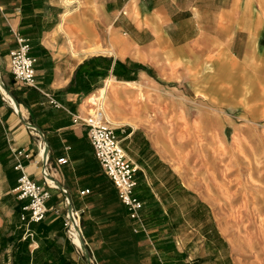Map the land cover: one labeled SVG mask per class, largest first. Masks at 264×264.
I'll return each mask as SVG.
<instances>
[{
    "label": "crops",
    "instance_id": "obj_1",
    "mask_svg": "<svg viewBox=\"0 0 264 264\" xmlns=\"http://www.w3.org/2000/svg\"><path fill=\"white\" fill-rule=\"evenodd\" d=\"M0 7L2 50L9 54L20 35L37 58L36 87L16 81L9 62L1 77L0 198L7 208L0 229L7 217L22 226L17 255L26 264L68 259L67 242L54 237L59 210L68 212L59 189H51L43 220L22 219L29 199L18 196L16 166L21 161L40 183L43 168L22 112L43 132L52 180L67 189L85 220L86 244L98 254L134 245L153 246L152 256H237L199 149L236 129L227 122L243 114V70L264 68V0H0ZM100 97L137 166L143 226L120 202L92 146L86 121ZM196 243L208 253L197 254ZM46 245L44 257L35 256Z\"/></svg>",
    "mask_w": 264,
    "mask_h": 264
},
{
    "label": "rangeland",
    "instance_id": "obj_2",
    "mask_svg": "<svg viewBox=\"0 0 264 264\" xmlns=\"http://www.w3.org/2000/svg\"><path fill=\"white\" fill-rule=\"evenodd\" d=\"M5 41L1 36L0 74L3 80L10 56V53L2 50L1 45ZM256 79L258 84L254 83ZM242 80L243 114L227 122L235 125L236 129L226 133L224 142L219 141L211 146L207 144L209 147L199 149V154H204V159L208 160L204 166L206 172L217 181V186L214 184L218 191L216 195H219L216 214L232 242L230 250H235L237 256H152L155 250L153 246L138 250L134 245L112 246L116 253L107 255L98 254L95 246L86 244L91 254V264H264V68L243 70ZM226 103L231 106L229 101ZM198 155L196 153V161L199 160ZM6 208L4 200L0 198V210ZM75 211L85 240V220L78 210ZM59 212L61 215L53 222L57 223L54 237L67 242L65 256L68 259L63 264H89L84 251L78 249L69 237L65 207ZM5 219L4 227L0 229V264H26L23 256L17 255L14 250L18 242H22V226L15 224L14 219L11 222L10 218ZM51 246L52 242L49 244L50 253L53 251ZM49 247L35 248V256L43 258ZM195 248L197 254L209 251L202 243H196ZM102 252H105V248ZM72 260L74 263H71Z\"/></svg>",
    "mask_w": 264,
    "mask_h": 264
},
{
    "label": "built area",
    "instance_id": "obj_3",
    "mask_svg": "<svg viewBox=\"0 0 264 264\" xmlns=\"http://www.w3.org/2000/svg\"><path fill=\"white\" fill-rule=\"evenodd\" d=\"M16 41L18 44L17 47L10 51L9 70L16 81L36 87L35 66L37 58L30 53V44L26 38L17 35ZM53 101L57 104L55 100ZM86 122L89 126V137L95 154L105 173L117 188L120 201L126 206L130 217L143 226L140 215V209L142 208L143 203L134 194L137 185L135 177L137 166L127 157L126 151L118 137L116 128L110 124L106 117L103 97L95 100V109ZM27 127L38 139V153L41 154L43 150V154L41 155L43 162L41 175L44 181L42 183L35 181L29 174H27L21 161H19L16 166L17 169L22 170V173L18 178V196L20 198L29 199L28 205L24 208L28 211V214H23L22 219L31 223L39 222L45 218L49 210L47 201L52 196V188L60 190L67 205L68 198L66 194L68 191L65 188H60L58 185L52 186L50 182V180H52L50 179L51 174L47 168L49 157L46 152L47 143L44 134H41L33 127ZM21 153L22 152H19V155ZM58 161L59 163H65L67 159L62 157ZM89 192L90 189L81 191L82 194ZM73 215L74 218H78V213L75 209H73ZM67 218L69 223V220H72L69 211L67 212Z\"/></svg>",
    "mask_w": 264,
    "mask_h": 264
},
{
    "label": "water",
    "instance_id": "obj_4",
    "mask_svg": "<svg viewBox=\"0 0 264 264\" xmlns=\"http://www.w3.org/2000/svg\"><path fill=\"white\" fill-rule=\"evenodd\" d=\"M0 82H1V84L4 86V83H3V81H2V79H1V75H0ZM1 89V88H0ZM14 100L16 101V104L18 105V102H17V100L14 98ZM16 111L18 112V110L16 109ZM19 113V115H20V117H21V119L24 121V123L27 125V126H30V127H33V128H35V129H37L38 130V132H40L41 134H43V132H41L38 128H37V126H35L34 124H32L31 122H29L27 119H25V117L23 116V113L21 112H18ZM51 178H53L52 176H50ZM54 179V178H53ZM58 185V184H57ZM59 186V185H58ZM60 188H63L62 186H59ZM66 196H67V198H68V211H69V213H70V215H71V219H75L74 218V215H73V209H74V207H73V205H72V203H71V200H70V197H69V195H68V193L66 194ZM78 229L81 231V229H80V227H78ZM82 233V232H81ZM81 241H82V250L84 251V254H85V256H86V259H87V261H88V263L89 264H91V254H90V251L88 250V248H87V246H86V242H85V240H84V236L83 235H81Z\"/></svg>",
    "mask_w": 264,
    "mask_h": 264
},
{
    "label": "bare ground",
    "instance_id": "obj_5",
    "mask_svg": "<svg viewBox=\"0 0 264 264\" xmlns=\"http://www.w3.org/2000/svg\"><path fill=\"white\" fill-rule=\"evenodd\" d=\"M3 87L4 86L0 82V88L2 89ZM103 91L105 93L106 89H103ZM42 152H43V150H42ZM42 152H41V155L43 154ZM50 179H52V178H50ZM50 182H51L52 186H57L56 182H54L53 180H50ZM78 227H80L79 226V220L77 217H75V219H72L69 221L68 227H67V232L69 234L71 241L75 244V246L78 249L82 250L81 231L78 229Z\"/></svg>",
    "mask_w": 264,
    "mask_h": 264
}]
</instances>
